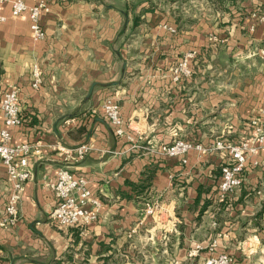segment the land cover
I'll list each match as a JSON object with an SVG mask.
<instances>
[{
  "label": "crops",
  "instance_id": "obj_1",
  "mask_svg": "<svg viewBox=\"0 0 264 264\" xmlns=\"http://www.w3.org/2000/svg\"><path fill=\"white\" fill-rule=\"evenodd\" d=\"M11 1L0 4V100L18 89L23 124L11 143L41 152L14 225H2L11 184L0 161V264H144L146 247L154 264L221 254L264 264V148L225 198L227 152L158 151L177 139L209 149L251 136L264 109V0H46L43 40L26 14L11 15ZM192 52L191 78L175 83L171 68ZM108 99L120 106L122 135L103 114ZM82 144L91 149L77 159ZM60 169L86 175L102 202L84 228L49 220Z\"/></svg>",
  "mask_w": 264,
  "mask_h": 264
},
{
  "label": "built area",
  "instance_id": "obj_2",
  "mask_svg": "<svg viewBox=\"0 0 264 264\" xmlns=\"http://www.w3.org/2000/svg\"><path fill=\"white\" fill-rule=\"evenodd\" d=\"M4 1L6 0H0V4ZM49 11L50 8L46 0H36L32 6H29L23 0L11 1V15L18 17L26 14L30 22V29L37 40H43L46 37L41 25V16ZM5 20V17L0 15V21ZM194 56V52L186 54L171 68L172 79L175 83L191 78L190 60ZM42 84V72L35 68L32 73L31 86L34 89H39ZM102 110L107 121L115 128L116 134L122 135L123 122L120 117L119 104L113 99H108L103 103ZM0 112L4 123V126L0 128V161L6 168L8 181L11 184V192L4 208L6 218L3 220L2 225H14L19 219V205L24 188L34 176L31 162L37 159L41 150L31 143H11V128L23 124L20 113L19 91L16 87H9L2 94ZM250 125L252 128L251 136L237 143L219 141L211 148L206 149L199 144L194 145L177 139L171 144H161L158 151L161 155L169 157H184L192 149L202 152L209 150L227 152L230 160L221 168V181L219 184L220 196L225 198L242 187L243 173L247 161L251 156L256 155L260 149L264 148V109L261 110L258 117L251 121ZM90 149L88 144H82L71 150V152L75 158L82 159L89 153ZM183 162H186V160H183ZM51 188L57 198L56 205L49 215V220L52 222L70 228H84L98 218L102 202L90 190L86 175H76L68 169H60ZM156 209L155 204H148L146 207L148 214H154ZM228 259L227 254H221L208 260L206 264H227Z\"/></svg>",
  "mask_w": 264,
  "mask_h": 264
},
{
  "label": "rangeland",
  "instance_id": "obj_3",
  "mask_svg": "<svg viewBox=\"0 0 264 264\" xmlns=\"http://www.w3.org/2000/svg\"><path fill=\"white\" fill-rule=\"evenodd\" d=\"M142 251L146 254L143 258V263L144 264H154L153 262V258H157V256H152L151 254V250L149 247H146V248H141ZM220 255H215V256H210L208 259H206L205 261L208 262V260H211L213 257H218ZM228 263L227 264H237L238 263V260L234 257V256H231V255H228ZM161 261L160 263L161 264H164L165 263V260L163 258V256L161 255V259L159 260ZM158 262V261H157Z\"/></svg>",
  "mask_w": 264,
  "mask_h": 264
}]
</instances>
